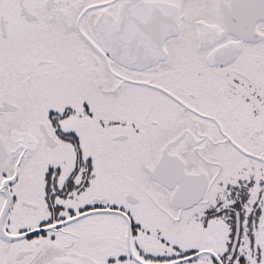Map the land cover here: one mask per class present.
Instances as JSON below:
<instances>
[{"label": "snow or ice", "instance_id": "obj_1", "mask_svg": "<svg viewBox=\"0 0 264 264\" xmlns=\"http://www.w3.org/2000/svg\"><path fill=\"white\" fill-rule=\"evenodd\" d=\"M0 264H264V0H0Z\"/></svg>", "mask_w": 264, "mask_h": 264}]
</instances>
